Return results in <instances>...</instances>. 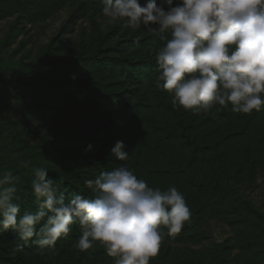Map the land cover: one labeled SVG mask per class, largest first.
<instances>
[{
	"label": "trees",
	"instance_id": "obj_1",
	"mask_svg": "<svg viewBox=\"0 0 264 264\" xmlns=\"http://www.w3.org/2000/svg\"><path fill=\"white\" fill-rule=\"evenodd\" d=\"M28 2L0 0V20L13 11H21ZM39 2L40 7L70 2L71 25L63 27L65 35L73 34V23L103 7L101 0ZM164 43L143 25L132 30L117 21L79 56L53 59L50 51L54 46H48L40 61L25 72L26 78L40 84L41 95L21 108L29 113L36 111L37 101L43 95L51 96L65 106H55L56 114L69 110L71 121L81 117L93 126L84 134H74L69 126V133L34 149L53 158L55 168L43 167L56 186L65 191L66 198L74 193L91 196L85 179H95L101 172L124 165L150 187L166 190L175 186L183 193L191 211L190 220L179 233L166 235V240L199 241L210 220L232 214L235 218L229 223L249 228L237 243L240 251L264 257V212L242 198L237 188L238 182L253 181L259 169L264 170V108L250 114L232 112L230 105L219 111L217 105L208 114L174 108L171 94L154 83L158 74L155 50ZM80 97L86 102L81 107ZM2 128L0 125V134ZM116 141L126 145L127 160H117L111 154ZM61 142L67 147L58 149ZM70 149L75 151L69 152ZM5 154L18 155L9 147L0 146V159ZM14 174L20 177L16 193L20 214L34 211L37 205L30 187L33 171L20 168ZM71 229L67 237L59 238L55 247L46 249L43 255L37 250L36 237L25 243L12 229L0 231V264H114L115 258L99 242L92 249L80 251L76 247L81 235L79 223L71 225ZM252 231L257 234L248 239ZM229 245L225 241L215 245L218 249L210 252L213 264H231L226 254L232 247ZM243 261L238 264H259Z\"/></svg>",
	"mask_w": 264,
	"mask_h": 264
},
{
	"label": "clouds",
	"instance_id": "obj_2",
	"mask_svg": "<svg viewBox=\"0 0 264 264\" xmlns=\"http://www.w3.org/2000/svg\"><path fill=\"white\" fill-rule=\"evenodd\" d=\"M101 3L108 23L122 21L132 30L143 25L165 42L155 50L154 83L171 94L174 108L193 114H208L217 105V111L230 105L232 112L245 114L264 108V0ZM111 154L127 160L123 141L115 142ZM19 166L29 167V162L20 161ZM32 171L30 187L37 208L23 214L16 195L20 177L11 170L0 171V231L12 229L25 243L36 237L41 255L78 222L80 251L99 242L115 258L114 264H150L165 236L179 233L191 217L175 186L150 187L124 165L85 179L91 189L87 197L74 193L66 198L47 168Z\"/></svg>",
	"mask_w": 264,
	"mask_h": 264
},
{
	"label": "rangeland",
	"instance_id": "obj_3",
	"mask_svg": "<svg viewBox=\"0 0 264 264\" xmlns=\"http://www.w3.org/2000/svg\"><path fill=\"white\" fill-rule=\"evenodd\" d=\"M27 1L28 5L24 9L13 11L0 20V125L3 127L0 146L9 147L15 155L18 154L16 157L7 154L2 156L0 171L11 170L13 173L20 168L32 170L44 165L50 169L55 168L57 165L53 158L49 154L36 151L34 147L69 133V126L74 134H84L85 129L93 126L81 117L71 121L72 111L69 110L56 114L53 110L55 106H65L51 96L43 95L41 100H36V111L33 109L29 113L21 108L24 103L37 99L42 89L40 84L26 78L25 72L40 61L42 54L48 51V46H54L50 51L53 59L79 56L101 34L117 24L108 23L102 9H98L73 23V34L65 35L63 27L67 23L71 25L69 21L73 7L70 2L58 7H40L39 0ZM78 100L80 107L85 105L84 98L80 97ZM65 147V142L57 146L58 149ZM19 149L21 151L17 152ZM74 151L75 149L69 150ZM20 161H28L29 167L19 166ZM237 188L242 198L251 202L257 211L264 212V170L259 169L253 181L238 182ZM234 218V215L226 214L210 220L204 227V237L199 241L171 242L164 238L157 256L150 259V264H213L210 252L218 249L215 245L224 241L232 246L226 252L231 264L242 263L245 259L260 264L264 260L262 255L240 251L237 243L248 234L249 228L229 223ZM256 234V231L249 232L248 239Z\"/></svg>",
	"mask_w": 264,
	"mask_h": 264
}]
</instances>
